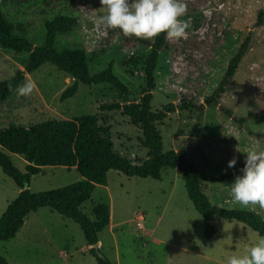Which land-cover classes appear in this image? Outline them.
I'll return each instance as SVG.
<instances>
[{"label": "rangeland", "instance_id": "1", "mask_svg": "<svg viewBox=\"0 0 264 264\" xmlns=\"http://www.w3.org/2000/svg\"><path fill=\"white\" fill-rule=\"evenodd\" d=\"M166 4L167 0H0V11L35 46L44 43L45 20L57 15L77 17L78 26L59 36L56 47L84 50L91 74L112 63L115 76L139 101L149 48H122L121 37L108 35L106 20L117 17L133 32L154 40L164 25ZM263 7L264 0H175L169 32L172 42L177 45L196 36L206 43L193 60L176 49L160 55L152 110L168 103L177 105L182 99L205 104L214 98L230 59L252 33L234 84L219 103L236 117L260 111L264 105V26L257 24V12ZM132 56L140 62L136 68L128 64ZM28 57L0 48V82L24 70ZM72 83L54 65L43 64L7 100H0V130L99 114L101 104L122 102L109 84H80L74 97L62 101V93ZM103 115L111 126L115 149L133 163L146 159L142 133L130 120L121 111ZM159 130L163 151L185 152L207 178L203 191L213 205L264 217V186L250 187L236 175L226 182L212 181L233 173L238 163L264 165V141L257 135L264 132V119L240 127L219 108L206 106L202 113L177 111ZM2 151L25 171L28 163L23 156ZM81 180L76 168L44 167L31 179L29 189L33 193L51 191ZM19 193V187L0 168V217ZM102 203L110 206L111 227L99 234L98 247L113 264H264V239L241 223L215 218V235L204 236L205 222L189 200L177 170L164 169L161 180L128 178L110 171L107 186L97 185L81 210L94 220L93 209ZM140 216L144 218L141 227L137 224ZM90 249L79 225L49 208L30 213L15 238L0 243V254L9 264H97Z\"/></svg>", "mask_w": 264, "mask_h": 264}, {"label": "trees", "instance_id": "2", "mask_svg": "<svg viewBox=\"0 0 264 264\" xmlns=\"http://www.w3.org/2000/svg\"><path fill=\"white\" fill-rule=\"evenodd\" d=\"M174 4L175 0H167L163 11L164 25L154 40L133 32L117 17L106 20L108 35L121 37L122 48L126 50H133L137 46L149 48L143 65L145 85L139 101L135 100L128 86L115 76L112 63L105 70L91 74L84 50L56 47L59 36L72 33L78 26L77 17L57 15L51 20H45L44 43L35 46L28 38L17 33L6 15L0 11V48L17 54H29L24 70H18L15 76L0 82L1 101L7 100L25 81L28 74H32L45 63L54 65L73 79V83L62 93V101L74 97L80 84L87 86L109 84L122 100L101 104L99 114L83 115L68 120H47L28 128L11 127L0 130V168L20 189L17 198L8 205L0 217V243L14 239L30 213L49 208L79 225L97 264H113L98 247L99 234L110 224V206L105 203L95 206L94 220L83 213L81 206L91 198L97 185L107 186V174L110 171L119 172L128 178L161 180L164 169L177 170L181 175L189 200L205 222L204 236L207 239L216 233L212 224L215 218L241 223L264 239L262 215L250 210L213 205L203 191V183L208 180L191 162V158L182 151H163V137L159 127L177 111L195 110L202 113L206 106L216 107L240 127L248 121L264 119V105L260 111L249 112L246 117H236L231 110L219 103L234 84L238 69L250 49L252 33L246 36L237 53L230 59L214 98L206 99L205 104L196 103L194 99H182L177 105L168 103L157 111L152 110L153 93L157 87L155 72L160 55L176 49L193 60L194 53H199L206 43L199 41L196 36L177 45L172 42L169 32L174 23ZM257 24L264 26V7L257 12ZM128 64L136 68L140 62L132 56ZM127 73L132 72L127 69ZM116 111H121L122 115L130 120L131 125L142 133V147L148 151L143 161L133 163L115 149L111 126L108 125L103 113ZM257 135L264 141V132ZM2 150L23 156L28 163L25 171H20ZM44 167H63L68 170L76 168L82 180L56 190L33 193L29 189L31 179L41 174ZM234 175L245 180L250 187L264 186V165L258 162L238 163L233 173L213 178L212 181L226 182ZM0 264H9L1 254Z\"/></svg>", "mask_w": 264, "mask_h": 264}, {"label": "crops", "instance_id": "3", "mask_svg": "<svg viewBox=\"0 0 264 264\" xmlns=\"http://www.w3.org/2000/svg\"><path fill=\"white\" fill-rule=\"evenodd\" d=\"M141 225L143 226V223H142ZM108 227H109V228L111 227V216H110V224H109ZM100 245H101V242L99 241L98 246H100ZM64 255H65L66 258H68V256H69V255H66V253H64ZM6 260H7V259H6Z\"/></svg>", "mask_w": 264, "mask_h": 264}, {"label": "built area", "instance_id": "4", "mask_svg": "<svg viewBox=\"0 0 264 264\" xmlns=\"http://www.w3.org/2000/svg\"><path fill=\"white\" fill-rule=\"evenodd\" d=\"M140 221L137 223L138 224V226H140L141 227V224H142V222L144 221V218L142 217V216H140V219H139Z\"/></svg>", "mask_w": 264, "mask_h": 264}]
</instances>
